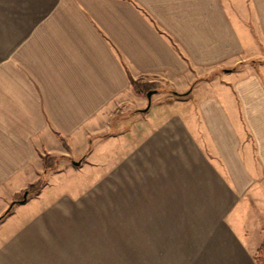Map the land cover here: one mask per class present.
I'll return each instance as SVG.
<instances>
[{"label": "crops", "instance_id": "0c3cea01", "mask_svg": "<svg viewBox=\"0 0 264 264\" xmlns=\"http://www.w3.org/2000/svg\"><path fill=\"white\" fill-rule=\"evenodd\" d=\"M81 170L83 194L14 201ZM249 202L264 210V0H0V264H81L60 254L98 218L135 252L120 264H254Z\"/></svg>", "mask_w": 264, "mask_h": 264}, {"label": "rangeland", "instance_id": "374dc122", "mask_svg": "<svg viewBox=\"0 0 264 264\" xmlns=\"http://www.w3.org/2000/svg\"><path fill=\"white\" fill-rule=\"evenodd\" d=\"M151 90L156 89L154 86H151ZM158 91H160V93L155 91V94L159 93V95H154L151 103L155 101H161L165 98L166 95H171L170 93H166V90L164 88ZM149 92L151 91H148L146 93ZM145 95L146 94L144 93L142 96L144 97ZM151 96L150 98H152ZM46 165L50 166L51 164H49L47 161ZM61 168L64 167H60V165H58L55 169L59 170ZM83 175H86V177H88V172H85L84 170L77 172L75 176L79 180L73 181V178L70 176L69 172L65 171H63V173L58 176L44 175L42 177L40 174L38 180L35 182L43 180L42 187H44L45 183L47 184V193H49L50 190H55L58 193L67 195L71 194L72 192H79L83 194L84 192L92 189V184H90V182L88 181L89 178H86L85 180L82 178ZM24 195L25 191H23L22 194H18L14 198V201L18 202L19 200L23 199ZM31 197L33 196H31L30 194L26 196V198ZM250 203L251 202L245 205L246 209L249 206L250 213L246 211V216H243V219L240 220L239 224L240 226H243L248 232L250 241H258L260 245L264 239V210L261 204L256 202H252L251 204ZM104 223L105 222L103 219L98 218L96 228L82 230V234L75 240V245L72 246L73 252L68 253L69 250L68 246L66 245L64 248V252L60 254V258L80 260L82 262L81 264H89V262L96 264H120L123 259H136L135 252L126 253L127 257H125L124 252L121 251V242L119 235L120 230L117 228L111 230L108 228L106 229L107 224ZM83 231H85L84 234ZM111 231L112 234L110 235Z\"/></svg>", "mask_w": 264, "mask_h": 264}, {"label": "trees", "instance_id": "16d2710c", "mask_svg": "<svg viewBox=\"0 0 264 264\" xmlns=\"http://www.w3.org/2000/svg\"><path fill=\"white\" fill-rule=\"evenodd\" d=\"M133 85V88L134 90L136 91V94L137 95H140L142 96L144 93L147 94L146 92L148 91H142L139 87H138V84L136 82H133L132 83ZM146 96V95H145ZM45 160V158L43 159ZM47 168V165H46V162L44 164V169ZM45 174V171L44 173L41 174V176L43 177ZM41 177V178H42ZM40 178V179H41ZM42 183H43V180L41 181H38V182H35V183H32L30 184L27 189L25 190V195L27 196L28 194H30L31 196H35L39 193V191L41 190L42 188ZM26 200V199H25ZM13 206V204L10 205L9 209L4 213L2 214V216H0V222L5 218L7 217L9 214H10V210H11V207ZM253 261H254V264H264V239L263 241L261 242V244L259 245L258 249L256 250L255 254H254V257H253Z\"/></svg>", "mask_w": 264, "mask_h": 264}, {"label": "water", "instance_id": "95a60500", "mask_svg": "<svg viewBox=\"0 0 264 264\" xmlns=\"http://www.w3.org/2000/svg\"><path fill=\"white\" fill-rule=\"evenodd\" d=\"M152 94H153V91H151V92H149V93L146 94V99H147L148 103H149L150 96H151ZM73 165L78 166L79 163H78V162H74ZM25 199H26V195H24V197H23L22 200L25 201Z\"/></svg>", "mask_w": 264, "mask_h": 264}]
</instances>
